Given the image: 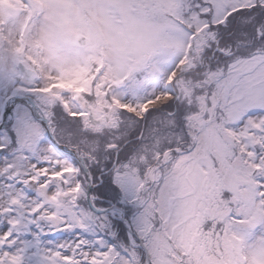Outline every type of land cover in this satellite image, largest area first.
Masks as SVG:
<instances>
[{
  "label": "snow or ice",
  "instance_id": "6c2138e0",
  "mask_svg": "<svg viewBox=\"0 0 264 264\" xmlns=\"http://www.w3.org/2000/svg\"><path fill=\"white\" fill-rule=\"evenodd\" d=\"M172 2L173 30L191 46L214 33L207 43L226 47L264 24V0ZM168 83L166 107L190 146L173 149L183 170L150 202L141 184L151 157L133 160L142 129L121 146L85 128L67 101L0 73V264H189L184 241L173 248L168 238L169 222L184 216L209 237L264 250V79H230L220 115L205 113L191 133Z\"/></svg>",
  "mask_w": 264,
  "mask_h": 264
},
{
  "label": "rangeland",
  "instance_id": "374dc122",
  "mask_svg": "<svg viewBox=\"0 0 264 264\" xmlns=\"http://www.w3.org/2000/svg\"><path fill=\"white\" fill-rule=\"evenodd\" d=\"M36 1L0 0V73L7 70L17 77L15 63L20 59L39 71L38 79L33 82L35 88L43 89L45 94L51 97L57 93L63 98L61 101L69 102L67 98L77 92L76 78L81 76L78 73L80 69L91 68L92 64L95 65L100 60L101 54L98 55L100 51L98 48L102 43L106 48H103L104 55L108 57L107 70L119 68L120 64L125 68L128 63L134 67L138 64L136 59L142 57V52L157 53L163 50L165 53L161 63L163 67L170 62L172 65V61L181 54L184 40L177 47L173 46L178 43L174 40H168L166 47L163 46L166 32L176 34L172 27L174 19L170 14L174 9L172 0H154V2L131 0V4L130 0H40L38 5L35 4ZM36 6L41 12L37 13ZM26 17L29 18V31L21 39L19 24L22 20H27ZM249 18L246 23L252 22L253 18L248 21ZM79 33L92 40L91 46L78 47L74 43V36ZM248 33L249 31L239 33L237 44L232 42L229 45L230 49L221 47V50L224 48L223 57H228L230 50L239 55L238 52L241 50L239 45L243 43L244 36ZM169 43L171 47H168ZM24 44L27 46L25 52H23ZM147 44L148 46L143 48L146 50L139 51ZM263 50L264 41H260L250 50L249 53L256 52L251 57H245L248 53L239 55V59L234 63L230 58L226 63L221 60L218 64L215 63L216 67L226 68V76L212 83L209 88L207 97L211 101V106L207 115L208 120L220 115L218 106H223L225 88L230 79L237 77L264 79ZM138 65L142 67L143 60ZM93 68H101V66ZM150 68H156L155 60ZM64 83H67V87ZM50 84H54L52 89L49 87ZM200 105L196 96H193L191 104L187 105L185 127L190 133L197 122L205 119V114L202 115L203 112H200ZM69 106L71 108V103ZM171 124L173 128L170 134L171 143L187 141L186 146L189 147L186 136L178 141L179 134L175 131L173 120ZM146 146L147 154L150 155L155 149V141L148 139ZM143 156L144 152L139 154V158L142 159ZM185 159L186 157L182 155L176 164L171 163L170 170L166 172L164 180L157 188L155 196L157 202L161 198V193L167 191L172 177L179 175L183 170ZM144 189L149 193L150 185L146 183ZM148 199L152 201L149 195ZM169 229L168 238L173 248H176L178 240L184 241L186 247L178 250L179 256L186 258L189 264H239L237 249L239 237L230 241L209 237L201 225L189 220L187 216L174 217L169 222ZM218 241H220L219 246ZM243 245L249 248L244 243ZM249 249L248 257L251 264H264V250ZM243 252L247 257L245 249Z\"/></svg>",
  "mask_w": 264,
  "mask_h": 264
},
{
  "label": "flooded vegetation",
  "instance_id": "af4514ba",
  "mask_svg": "<svg viewBox=\"0 0 264 264\" xmlns=\"http://www.w3.org/2000/svg\"><path fill=\"white\" fill-rule=\"evenodd\" d=\"M261 32H264V24L256 27L257 39ZM207 37H204V40L199 38V46L194 49L192 55L194 64L191 67L164 68L166 75L163 84L162 73L155 79L150 78L148 68H141V71L139 68H114L113 71L101 68L99 71H91L87 76V82H84L87 85L84 91L76 92L68 99L72 103L70 109L83 114V125L90 132L107 135L109 139L118 141L121 146L136 137L137 129H142L145 143L140 146L141 150L134 154L133 158L147 151L148 139L155 141V149L149 155L151 157L149 177H154V173L160 174L166 162L177 158L172 154L173 149L182 152V148L171 144L170 134L173 132L171 120L174 117V110L166 107L170 102L169 83L166 84L169 74H171L169 81H172V100L182 107L183 118H186L188 103L193 100V96H197L199 89H202L203 93L200 94L199 102L211 103L207 97L208 91L211 84L217 82V72L220 68L215 66L213 59L206 52V48L210 46L207 41L205 42ZM154 87L160 90L156 96L157 101L155 96L151 98V88ZM141 104L142 110H151L147 119L143 118ZM76 123H80V120L78 119ZM178 126L181 125L178 123ZM128 132L131 135H128Z\"/></svg>",
  "mask_w": 264,
  "mask_h": 264
},
{
  "label": "water",
  "instance_id": "95a60500",
  "mask_svg": "<svg viewBox=\"0 0 264 264\" xmlns=\"http://www.w3.org/2000/svg\"><path fill=\"white\" fill-rule=\"evenodd\" d=\"M76 43L80 46H84L87 43V39L84 36L79 35L76 37ZM20 70L21 72L25 73L23 66L22 67L20 66Z\"/></svg>",
  "mask_w": 264,
  "mask_h": 264
}]
</instances>
